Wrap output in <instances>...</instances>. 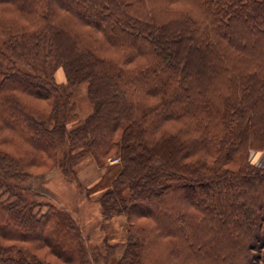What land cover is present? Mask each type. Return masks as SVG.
<instances>
[{
  "label": "trees",
  "instance_id": "obj_1",
  "mask_svg": "<svg viewBox=\"0 0 264 264\" xmlns=\"http://www.w3.org/2000/svg\"><path fill=\"white\" fill-rule=\"evenodd\" d=\"M58 66L93 105L72 129ZM1 131L0 264H108L22 193L63 143L66 168L121 160L101 197L129 220L117 264H264V0H0Z\"/></svg>",
  "mask_w": 264,
  "mask_h": 264
},
{
  "label": "rangeland",
  "instance_id": "obj_2",
  "mask_svg": "<svg viewBox=\"0 0 264 264\" xmlns=\"http://www.w3.org/2000/svg\"><path fill=\"white\" fill-rule=\"evenodd\" d=\"M53 79L56 83L64 84V90L70 95L71 111L67 128H75L93 111L87 94V83L68 85L61 66L53 72ZM67 148L66 143L59 144L57 163L53 167L46 170L29 169L31 174L24 183L22 193L27 199L50 203L68 211L79 224L83 242L89 247L102 244L114 246L112 253L109 252L108 264H117L127 241L129 220L125 212L112 213L104 218L101 197L112 187L122 168L121 160L113 152L104 164H99L91 153H86L73 158L66 168L61 159ZM6 149L12 153H20V148L14 151L8 146ZM249 160L255 166L264 168V148L250 150ZM120 196H128L127 188H121L117 197ZM143 220L148 222L144 218L138 219Z\"/></svg>",
  "mask_w": 264,
  "mask_h": 264
}]
</instances>
